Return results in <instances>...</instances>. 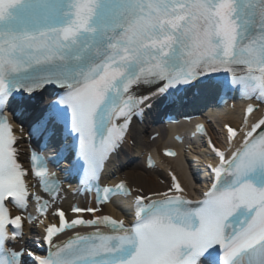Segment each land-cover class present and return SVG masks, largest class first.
Segmentation results:
<instances>
[{
	"label": "snow or ice",
	"instance_id": "snow-or-ice-1",
	"mask_svg": "<svg viewBox=\"0 0 264 264\" xmlns=\"http://www.w3.org/2000/svg\"><path fill=\"white\" fill-rule=\"evenodd\" d=\"M48 85L63 94L34 132L54 135L63 124L76 133L78 154L98 181L133 117L150 111L152 101L176 103L173 90L215 97L239 88L264 104V0H0V264L35 255L6 247L23 236L25 220H36L30 212L10 215L8 205L23 213L35 200L44 215L58 195L59 182L40 154L31 153V171L18 162L17 136L4 114L14 96L31 98ZM256 108L246 106L243 125ZM224 128L226 143L242 137L230 153L208 139L218 161L207 165L212 182L202 198L187 199L173 175L167 191L152 193L158 198L135 197L127 223L96 215L99 207L73 205L72 218L56 208V222L36 241L48 245L36 264H264V113L246 131ZM30 175L51 200L30 193ZM95 192L102 205L128 188L124 181L97 183ZM80 226L94 230L60 239Z\"/></svg>",
	"mask_w": 264,
	"mask_h": 264
},
{
	"label": "bare ground",
	"instance_id": "bare-ground-1",
	"mask_svg": "<svg viewBox=\"0 0 264 264\" xmlns=\"http://www.w3.org/2000/svg\"><path fill=\"white\" fill-rule=\"evenodd\" d=\"M241 112H242V109L240 107L239 102H235L232 108H229L227 105H225L223 107V111L221 112V114H219V120L238 123L240 121ZM210 127L212 131L213 130L215 131L218 137H223L224 131L222 130V128L218 126V120H215L211 124ZM150 129H151V132L156 131L158 133L156 137L150 138L148 135L143 136L142 135L143 128L139 127L138 125H134L132 127L130 136L134 137L135 142L133 145L128 143L127 145L124 146V150L126 153L125 157L128 155L138 156V155H141L142 152L149 150V149L155 152H159L161 145L166 140V129L160 125L152 126ZM120 158L121 157L112 159V161L109 163V165L106 167L104 171V176L107 177V175L108 176L112 175V176H115L117 179L123 178L131 186L140 185L142 188L145 189V193L164 190L166 186H164L163 183L161 182L162 181L161 178L163 177V168H165V166H173L175 168L177 167L175 159L159 156L158 157V167L156 168V173L159 176L160 178L159 179L158 177L153 176V175L143 174L142 170H137V169L136 170H133V169L113 170V166L115 165L116 162L120 161ZM135 165L138 167H141L138 161L135 162ZM141 168L144 169L143 166ZM144 171L146 173L149 172V170L147 169H144ZM187 171H189V168L187 169ZM105 173H107V175H105ZM182 174H183V171H182ZM154 187H161V188L156 189ZM152 188H154V190H152ZM60 197H61V205L65 207L75 200V198L72 195L68 194L65 191L60 192ZM128 200L129 198L126 197V202H128ZM104 211L113 212V208L110 204H106L104 206ZM49 215H50V212H49Z\"/></svg>",
	"mask_w": 264,
	"mask_h": 264
}]
</instances>
